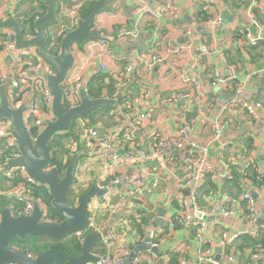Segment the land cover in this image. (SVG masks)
I'll use <instances>...</instances> for the list:
<instances>
[{
    "label": "crops",
    "instance_id": "0c3cea01",
    "mask_svg": "<svg viewBox=\"0 0 264 264\" xmlns=\"http://www.w3.org/2000/svg\"><path fill=\"white\" fill-rule=\"evenodd\" d=\"M84 1L88 0H61L56 18L59 24L62 23L59 26L69 27V10L79 5L81 8ZM152 1L154 7L142 0H107L104 8L95 15L93 29L98 36L91 40L104 39L112 51V55L103 58L105 68L99 69L98 59L92 54L99 48L87 55V51H84L87 42L72 45L80 49L81 56L76 60L86 64L81 71L86 86L91 78L103 77L96 82L103 86L101 95H114L113 85L117 80L114 75L122 72L125 65L131 62L133 73L128 76L124 91L130 100L148 93L147 103L143 107L146 119L137 132L141 148L133 152L128 136L125 133L118 136L123 144L119 153H135V158L127 160L123 153L120 162L107 165L108 153L88 157L79 142L77 166L87 162V169L77 175L78 179L86 188L94 184L98 189L105 190L102 196L93 197L88 205L89 219L96 228L85 239L99 234L100 238L92 245L91 252L98 258L122 251L124 264L131 247L147 240L157 249L156 253L140 251L132 264H198L201 256H210L217 264H234L226 259L232 254L238 256L237 264H264V260L256 262L250 256V263H246L235 250V243L241 242V235H252L264 228L260 222L264 221V189L259 190L244 182V191L257 193V219L254 222L248 219L249 212L242 213V200L236 213L223 215V197L230 194L220 189L233 164L242 168L254 164L259 172L264 171V135L261 126L264 119V30L258 31L251 21L253 19L264 25V0H214V10L204 7L200 0H176V17L165 12L171 0ZM143 5L153 10V14L143 13L140 9ZM0 6L4 10L15 11V0H0ZM216 13L224 17L223 23L217 26L208 20ZM247 28L262 37L257 46L246 45L244 32ZM202 44L208 52L196 59L197 49ZM153 53L158 54L161 61L149 70L144 67V61ZM6 68L0 55V69ZM186 79L198 82L199 87L185 84ZM226 79L231 84L226 83ZM110 86L111 92L107 91ZM237 86L241 88V100L262 104L256 119L247 117L245 113L235 116L223 113L222 105L231 99H224L219 93L233 94L228 87ZM178 92H190L191 96L187 100L174 102L170 97ZM116 104L104 105L110 106L109 109L102 106L95 110L96 121L92 124L98 126L101 132L122 127L113 115ZM184 105L188 106L187 111L183 109ZM217 113L229 118L230 125L224 133L223 143L210 146L213 172L197 191V202L205 211L207 222L201 232L197 224L193 223L195 228L183 221L179 198L187 196L188 191H179L167 174L158 172L156 163L141 156L147 155L154 134L163 132L175 135L179 126L195 114L200 119L188 139L203 143L210 135L211 127L207 122ZM224 158H230V161ZM220 160L228 168L225 177L221 176L224 168ZM136 178L139 182H135ZM208 178L216 184V190L209 193L205 191L206 187L202 188ZM114 179H118L117 184L112 182ZM232 194L237 198L241 195L236 194V187L232 188ZM119 207L123 210L113 212ZM159 212L164 214L159 215ZM222 218L229 221L225 222ZM237 234L233 241L228 242L232 235ZM106 236L109 238L105 242ZM77 243L81 248L83 243Z\"/></svg>",
    "mask_w": 264,
    "mask_h": 264
},
{
    "label": "built area",
    "instance_id": "2783aa9c",
    "mask_svg": "<svg viewBox=\"0 0 264 264\" xmlns=\"http://www.w3.org/2000/svg\"><path fill=\"white\" fill-rule=\"evenodd\" d=\"M97 1V0H88ZM170 5L165 9L166 13H170L173 17H176V0H171ZM200 3L208 8L214 10V0H200ZM80 6L73 7L69 10V27L66 25L59 26L62 31L54 30L53 38L64 33L66 30H71L77 25ZM143 13L153 14L147 5L141 6ZM8 17L18 21L22 17L18 16L14 10H4L0 8V20L7 19ZM214 25H221L224 21V17L221 14H214L208 19ZM258 31L264 30L263 24H258L255 20H251ZM138 26L135 27V30ZM66 29V30H65ZM61 32V33H60ZM67 32V31H66ZM189 32V31H187ZM3 33L7 35V38H2L0 41V55L1 61L6 65V69H0V84L7 86L8 99L12 109H21L23 124L26 132L29 136L31 144L34 145L38 134L45 127L47 120H53L52 113V94L48 89V77L54 75V67L48 65L43 60L39 59L32 47L28 48H16L14 35L9 29H4ZM130 34V33H129ZM63 35V34H62ZM61 35V36H62ZM134 37V34H130ZM34 36H27L31 38ZM245 43L247 46L254 47L262 40V37L255 35L248 28L244 32ZM49 47V44H48ZM99 48L96 53H92L95 58L98 59L99 69L105 68L103 58L105 56L112 55V51L108 47L107 42L104 39L89 40L84 47V51H94ZM208 52L205 45H201L197 49L195 58L199 59ZM72 53L75 57L72 68L68 71V74L63 82V103L67 108L77 107L81 102L80 89L88 94L87 86L84 84L82 69L85 68V63H80L76 60V57H80V49L72 46ZM34 59V61H33ZM161 61L158 54H151L146 61H144V67L146 69H152V67ZM92 65V63L90 62ZM93 65H96L95 63ZM88 68V67H87ZM133 73V67L131 62H128L122 72H116L114 77L116 81L114 83V95H101V98L117 100L115 111L113 115L118 123L122 125L121 128L113 127L107 132H101L102 130L95 124L85 123L80 127L78 131V141L82 143V150L84 154L91 157L96 154L108 153L109 157L107 165H112L122 160V154L125 153V158L130 160L131 157L135 158V153L123 152L119 153L123 149V144L119 140L118 136L121 133H125L129 138V147L133 152H138L140 142L137 138V132L140 130V125L144 119H146V113L144 112V106L148 100V93L145 92L139 99H131L127 92L124 91L127 78ZM218 74L215 72V77ZM124 77V78H122ZM226 83H230L228 79ZM185 84H192L195 88L199 87V83L190 79L184 80ZM225 83V84H226ZM214 84V83H213ZM227 86V85H226ZM230 92H233L234 99L227 100L222 105L223 113L228 112L235 116L238 113H245L247 117L251 119L257 118V111L262 109V104L258 101L248 103L239 98L241 88L228 87ZM114 96V97H113ZM191 96L190 92L176 93L170 98L177 102L179 100H187ZM184 110H188V106H183ZM223 113H217L209 123L210 135L204 139L203 143L196 142L188 139V136L196 128V123L200 119L198 114H195L189 120L180 125L175 135L166 133L154 134L149 142V150L147 155L141 156V158L153 161L157 165L158 172L160 174H167L168 177L176 184L179 191L187 190V196H181V211L183 220L187 223H195L198 225L200 231L207 226L205 220V211L198 205L197 191L203 184L206 177L213 172V165L210 161V146L219 145L223 143L224 133L227 127L230 125V119L224 118ZM79 120V119H78ZM262 133L264 135V119L262 120ZM11 151V153H7ZM76 155V154H74ZM65 154L62 161L64 165L68 164V161L72 156ZM20 156V147L17 142V138L12 134L11 124L6 119H0V196L12 201L9 207L12 216L30 215L34 205L37 204L42 211V220H51L49 218L48 206L40 194L36 193L39 185L35 182L27 173L26 169L21 166H9L8 161L12 158ZM220 164L224 168L222 177L227 175V166L220 160ZM87 169V162H82L78 166V172H84ZM114 184L118 183V179L112 181ZM135 182H139L136 178ZM224 206L221 210L225 216L233 215L237 212L239 202L246 201L248 219L254 222L257 219L255 199L251 195V191H244L239 198L232 195L224 194L223 197ZM191 208V211H190ZM121 207L115 211H122ZM128 211V210H127ZM96 226L88 222L85 228L73 232L72 236L76 241L83 243L86 235L94 232ZM256 233L252 234L255 235ZM237 235H232L228 242L233 241ZM109 237L106 236L104 241L106 242ZM29 256L33 257L31 253ZM251 259L258 262L261 256L257 253L250 255ZM227 261H231L234 264L238 263V256L235 254L228 255ZM139 262V261H137ZM184 262V260H183ZM15 264V263H7ZM86 264H124V254L122 251H117L113 255H103L98 257L94 261L87 262ZM152 264V263H146ZM198 264H217L215 260L210 256H201L198 258Z\"/></svg>",
    "mask_w": 264,
    "mask_h": 264
},
{
    "label": "water",
    "instance_id": "95a60500",
    "mask_svg": "<svg viewBox=\"0 0 264 264\" xmlns=\"http://www.w3.org/2000/svg\"><path fill=\"white\" fill-rule=\"evenodd\" d=\"M43 1L47 9L44 15L35 20L36 35L34 37H24L19 22L10 17L0 20V28L9 29L13 33L16 48L32 47L39 59L54 67V75L47 79L48 89L52 94L51 109L54 119L46 121L45 127L38 134L35 144L32 145L23 124L22 111L11 108L5 84H0V119L10 122L12 134L17 138L20 147V156L10 159L9 166H23L35 182L47 188L50 205L61 219L58 221L42 220V211L37 204L34 205L30 215L21 216H12L9 209L4 207L0 214V264H86L97 259V256L91 252V247L100 238L99 234L88 236L80 248V253L76 256L65 255L63 251L57 249H47L31 257L28 249H20L11 245L14 238L59 240L85 228L89 219L88 205L91 199L105 193V190H100L92 184L81 194L75 204H71L68 200L70 185L74 180L73 173L78 157L77 155L72 156L63 170L52 166L51 159L52 141L57 134L67 132L77 119H87L93 110L104 105L114 106L116 104L113 99L100 97L92 99L84 89H80L81 102L77 107L67 108L63 103L62 85L75 61L72 45H82L98 36L93 29L94 18L104 8L107 0H97L85 10L83 17L78 19L77 25L61 38L58 53L49 51L46 39L47 26L56 22L58 2L57 0ZM142 1L154 7L152 0ZM219 94L224 99L234 98L232 93ZM251 195L254 199L257 197L255 191ZM162 212L158 214H164ZM221 220L229 221L226 218ZM260 222L264 224V221ZM145 250H150L154 254L157 251L147 240L143 244L131 247L125 263L132 264L138 253Z\"/></svg>",
    "mask_w": 264,
    "mask_h": 264
},
{
    "label": "trees",
    "instance_id": "16d2710c",
    "mask_svg": "<svg viewBox=\"0 0 264 264\" xmlns=\"http://www.w3.org/2000/svg\"><path fill=\"white\" fill-rule=\"evenodd\" d=\"M60 1L61 0H57L58 6L60 5L59 4ZM92 3L93 1H84L81 8L79 9L80 18L83 17L85 10L89 6H91ZM22 6L25 7L22 8ZM15 7L14 9L18 14V16L22 17V19H18L22 31V35L24 37L35 36L36 35L35 20L38 17L44 15L47 9L46 3L43 0H15ZM0 8H2V6H0ZM60 24L59 21L56 20L55 23L47 26L46 39H47V44H49V51L51 53L59 52V43L63 36L62 34L64 33L60 32L61 34L56 36L55 38H53V33L55 29H57L58 31L60 30L59 29ZM4 37L6 39L7 35H5V33H3V30H1L0 28V41ZM102 79L103 77H97V78L93 77L89 80V83L87 84V90L89 97H91L92 99L99 98L100 95L102 94L101 92L103 86L96 84L98 80H102ZM110 90H111V86L107 91L111 92ZM102 108L109 109L110 106H103ZM94 112L95 110H93L89 114V117L87 119L80 118L79 124H77L78 122L77 120L74 121L67 132L57 134L54 137L52 141V147H53L52 159H51L52 166H56L59 169H63L64 167H66L62 161L63 156L65 154H70V153L74 155L76 154L77 150L80 149V145L78 141V136H79L78 131L80 127L83 126L85 123L92 121V119L94 118ZM246 144L249 145L248 142H246ZM7 153H11V151ZM225 160L230 161V158ZM78 174L79 172L77 166L73 173V177H74L73 183L70 185L68 200L71 204H75L77 200L80 198L81 194L88 189V187L86 188V185L81 184L82 182L77 177ZM244 182L254 186L259 190L264 189V171L259 172L258 169L254 167V164L250 165L248 168H242L238 164L236 165L233 164L231 165V171L229 172L228 176L223 179L220 189L225 190L230 195H233L232 188L236 187V194L239 195L241 194L242 191H244L245 188ZM205 187H206L205 191L207 193L216 190V184L210 178H208L207 182L203 185L202 188ZM202 192L203 190H201V193ZM36 193L40 194L45 200L48 206L49 218L51 220H56V221L61 219V217L57 215L55 210L50 205V195L47 188L45 186L39 185L38 189L36 190ZM9 204H10L9 202H7L5 199L0 197V212L2 211L3 207ZM242 208H243L242 213L246 214L248 212L246 201L242 202ZM188 225L193 227L196 226L193 223H189ZM239 238L241 242L235 243L236 245L235 250H237L240 253V255H242L246 263L247 262L250 263L249 256L253 253H257L261 256V259L259 261L264 260V228L259 229L255 235L243 234ZM40 241H44V242L39 244ZM25 243H29L30 246L28 248V251L32 255H36L47 249H57L63 251L65 255H70V256H76L80 253V245L77 243V241L74 238H72L71 241H65L64 239L50 240L48 238L27 237L26 239L14 238L11 241V245L16 246L18 248H26V246H23V244Z\"/></svg>",
    "mask_w": 264,
    "mask_h": 264
},
{
    "label": "rangeland",
    "instance_id": "374dc122",
    "mask_svg": "<svg viewBox=\"0 0 264 264\" xmlns=\"http://www.w3.org/2000/svg\"><path fill=\"white\" fill-rule=\"evenodd\" d=\"M96 111H97V110H96ZM93 120H94V118H93L92 121L89 122V123L92 124V123H94V122L96 121V119H95L94 121H93ZM77 121H78L77 124H79L80 121H79L78 119H77ZM65 166H66V165H65ZM64 168H65V167H64ZM64 168H63V169H64ZM63 169H62V170H63ZM94 200H95V199H94ZM95 203H96V200L94 201V204H95ZM89 209H90V211H91V209H92V205L89 206ZM52 212H53V211H52ZM72 238H73V236L70 235V236L65 237L64 240H65V241H71ZM42 242H44V241H40L39 244L42 243ZM23 246H26V249H28L30 245H29V243H25V244H23Z\"/></svg>",
    "mask_w": 264,
    "mask_h": 264
},
{
    "label": "flooded vegetation",
    "instance_id": "af4514ba",
    "mask_svg": "<svg viewBox=\"0 0 264 264\" xmlns=\"http://www.w3.org/2000/svg\"><path fill=\"white\" fill-rule=\"evenodd\" d=\"M76 167H77V165H76ZM76 167H75V168H76ZM74 170H75V169H74ZM38 185H40V184L38 183ZM0 197H1V196H0ZM2 198H3V197H2ZM3 199H5V198H3ZM5 200H6L7 202L10 203L9 205L5 206V207H7V208L9 209V207L12 206V205H11L12 201H9V200H7V199H5ZM3 208H4V207H3ZM9 211H10V209H9ZM10 213H11V212H10ZM0 214H1V212H0ZM72 234H73V233H72ZM72 234H71V235H72ZM66 237H67V236H66ZM64 238H65V237H64ZM64 238H63V239H64ZM73 238H74V237H73ZM74 239H75V238H74ZM59 240H61V239H59ZM20 249H25V248H20ZM28 252H29V251H28ZM29 253H30V252H29ZM32 256L35 257V255H32Z\"/></svg>",
    "mask_w": 264,
    "mask_h": 264
},
{
    "label": "clouds",
    "instance_id": "9594fccd",
    "mask_svg": "<svg viewBox=\"0 0 264 264\" xmlns=\"http://www.w3.org/2000/svg\"><path fill=\"white\" fill-rule=\"evenodd\" d=\"M70 236V235H69Z\"/></svg>",
    "mask_w": 264,
    "mask_h": 264
}]
</instances>
